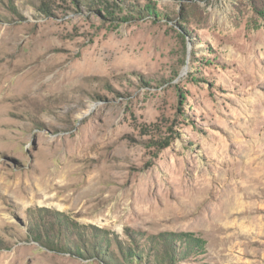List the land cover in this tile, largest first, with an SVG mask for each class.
<instances>
[{
  "label": "rangeland",
  "instance_id": "374dc122",
  "mask_svg": "<svg viewBox=\"0 0 264 264\" xmlns=\"http://www.w3.org/2000/svg\"><path fill=\"white\" fill-rule=\"evenodd\" d=\"M0 264H264V0H0Z\"/></svg>",
  "mask_w": 264,
  "mask_h": 264
},
{
  "label": "trees",
  "instance_id": "16d2710c",
  "mask_svg": "<svg viewBox=\"0 0 264 264\" xmlns=\"http://www.w3.org/2000/svg\"><path fill=\"white\" fill-rule=\"evenodd\" d=\"M145 10H147L149 13H152V14H157L158 12L156 11V8L153 4H148L147 6H145ZM152 11V12H151ZM167 253V252H166Z\"/></svg>",
  "mask_w": 264,
  "mask_h": 264
},
{
  "label": "bare ground",
  "instance_id": "6f19581e",
  "mask_svg": "<svg viewBox=\"0 0 264 264\" xmlns=\"http://www.w3.org/2000/svg\"><path fill=\"white\" fill-rule=\"evenodd\" d=\"M55 179V178H54ZM233 201V200H232ZM233 203V202H232Z\"/></svg>",
  "mask_w": 264,
  "mask_h": 264
}]
</instances>
